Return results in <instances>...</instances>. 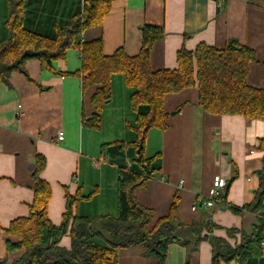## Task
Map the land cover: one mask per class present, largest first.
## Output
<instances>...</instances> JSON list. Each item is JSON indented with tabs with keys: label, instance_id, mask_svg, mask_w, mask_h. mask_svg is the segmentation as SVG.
Instances as JSON below:
<instances>
[{
	"label": "crops",
	"instance_id": "1",
	"mask_svg": "<svg viewBox=\"0 0 264 264\" xmlns=\"http://www.w3.org/2000/svg\"><path fill=\"white\" fill-rule=\"evenodd\" d=\"M82 6L83 0H27L23 27L54 36ZM8 16L9 0H0V41L10 35ZM144 25L165 30V37L153 45V70L176 69L182 47L193 51L205 43L222 49L229 40H237L256 56L249 65L248 84L264 89V0H112L102 24L84 30L79 41L101 39L105 55L122 48L133 57L141 50ZM81 67L80 52L68 50L64 59L53 63L54 71L43 70L39 61L31 60L23 71L0 81V261L6 264L23 255L22 251L7 253V242L17 239L4 230L13 220L30 214L37 154L46 159L41 179L51 187L47 213L54 225L62 222L66 194L85 197L75 204L79 216L117 213L119 169L136 156L132 90L122 75H114L112 99L103 107L100 130L86 128L83 118L93 113L90 97L94 90L83 92ZM164 105L167 128L148 131L143 153L145 158L158 155L155 165L159 171L135 191L138 202L152 209L157 219L169 213L177 195L182 222L211 218L218 225L213 235L237 245L242 233L252 234L257 217L249 212L237 215L225 207L198 205L193 209L194 201L208 194L216 175L227 179L229 205L241 208L253 201L264 168V149L260 147L264 121L206 114L198 103L196 87L167 95ZM59 130L65 133L61 143L56 142ZM97 160L102 161L96 165ZM232 228L235 235L229 237L227 230ZM60 244L70 249V236L63 237ZM212 256L206 240L195 251L171 244L165 264H212ZM117 264L157 261L145 257L142 248L131 247L117 253ZM241 264H264V242Z\"/></svg>",
	"mask_w": 264,
	"mask_h": 264
},
{
	"label": "trees",
	"instance_id": "2",
	"mask_svg": "<svg viewBox=\"0 0 264 264\" xmlns=\"http://www.w3.org/2000/svg\"><path fill=\"white\" fill-rule=\"evenodd\" d=\"M26 2L9 0L10 35L0 41V81H5L13 72L23 71L25 63L31 60L39 61L43 70L54 71L53 63L64 59L68 50H77L82 60V90L84 93L94 90L90 97L93 113L90 118H83V126L100 130L103 107L112 99V78L120 74L132 90L130 107L136 115L137 140L133 143L136 156L131 166L119 169L117 213L79 216L75 214V204L85 197L80 193L66 194V210L59 225H54L48 217L51 187L41 179L46 159L37 154L30 214L13 220L4 230L17 239L7 242V253L23 252L12 264H117V253L131 247L142 248L145 257L165 264L169 245L180 244L195 251L205 240L212 246V264L245 262L249 252L264 242V168L259 172V187L250 204L241 208L229 205L228 185L216 200L214 207L228 208L237 215L249 212L258 219L252 234L242 233L235 246L213 235L218 225L211 218L190 224L182 222L177 213L180 204L177 195L173 197L169 213L155 219L154 211L138 202L135 191L159 171L155 165L158 155L145 158L143 153L148 131L167 128L168 114L164 107L167 95L196 87L198 103L206 114L264 121V89L254 88L247 82L249 65L256 61L254 51L237 40H229L222 49L201 43L193 51L182 47L177 52L176 69L153 70L151 52L155 42L165 37L163 27H141L142 47L136 56H128L122 48L105 55L101 39L81 43L79 37L84 30L102 24L112 0H83L82 10L51 37L23 27ZM142 136V156H139L137 150ZM260 147L264 149V139ZM227 233L234 237L235 229ZM66 235L71 238L70 249L60 244ZM0 264L6 263L0 261Z\"/></svg>",
	"mask_w": 264,
	"mask_h": 264
},
{
	"label": "built area",
	"instance_id": "3",
	"mask_svg": "<svg viewBox=\"0 0 264 264\" xmlns=\"http://www.w3.org/2000/svg\"><path fill=\"white\" fill-rule=\"evenodd\" d=\"M223 1V0H219ZM65 139V133L63 130H59L56 134V142L61 143ZM102 160L95 161V164H99ZM127 167L131 166V163L126 165ZM227 187V179L223 176L216 175L213 178L212 186L210 187L208 194L205 196H199L194 201L193 209H195L198 205L206 206L209 208H213L216 204L217 198L224 192Z\"/></svg>",
	"mask_w": 264,
	"mask_h": 264
},
{
	"label": "water",
	"instance_id": "4",
	"mask_svg": "<svg viewBox=\"0 0 264 264\" xmlns=\"http://www.w3.org/2000/svg\"><path fill=\"white\" fill-rule=\"evenodd\" d=\"M143 136L141 137L140 139V144H139V147H138V150H137V153L139 156H142V149H143Z\"/></svg>",
	"mask_w": 264,
	"mask_h": 264
}]
</instances>
